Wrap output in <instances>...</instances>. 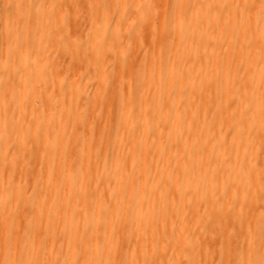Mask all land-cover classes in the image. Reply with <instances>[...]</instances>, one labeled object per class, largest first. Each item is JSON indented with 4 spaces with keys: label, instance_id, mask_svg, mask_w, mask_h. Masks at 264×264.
<instances>
[{
    "label": "bare ground",
    "instance_id": "bare-ground-1",
    "mask_svg": "<svg viewBox=\"0 0 264 264\" xmlns=\"http://www.w3.org/2000/svg\"><path fill=\"white\" fill-rule=\"evenodd\" d=\"M50 4L3 21L0 264H264V0Z\"/></svg>",
    "mask_w": 264,
    "mask_h": 264
},
{
    "label": "rangeland",
    "instance_id": "rangeland-1",
    "mask_svg": "<svg viewBox=\"0 0 264 264\" xmlns=\"http://www.w3.org/2000/svg\"><path fill=\"white\" fill-rule=\"evenodd\" d=\"M150 2H154L155 0H148ZM13 3V4H12ZM17 3V5H16ZM51 3V0H0V22L1 25H0V47L2 46V38H1V35H2V32L4 30V27H5V24L4 22L5 21H8V24H10V26L12 27V29L14 30H18V28L20 29L19 31H27L26 28L28 29V31H32L31 29L34 27V22H35V19L34 17H36L37 15L39 16H42V15H45L44 17H46L48 20H51L52 19V13L49 11L51 8L50 7V4ZM28 4V5H27ZM99 4V8H102L104 6L103 2H98ZM20 5V6H19ZM79 7V12L80 14L82 13L84 15V12L86 10V7L87 6H83V5H80L78 6ZM161 7H163L162 5H159V8L157 10H159L160 12H162V9ZM29 9V10H28ZM39 9V10H38ZM45 9V10H44ZM37 10V12H36ZM43 10V12H45L46 14H44L43 12L41 11ZM46 10L48 12H46ZM19 11V12H18ZM40 11V12H39ZM43 13V14H42ZM30 14V15H29ZM171 18H165L166 19V23H168L169 25H171L170 27H173L175 26V15L172 17L170 16ZM128 17H126L127 19ZM4 21V22H3ZM12 21V23H11ZM10 22V23H9ZM18 22V23H16ZM21 22V23H20ZM29 22V23H28ZM116 23V16L115 14H109L108 15V18H107V21H106V26L109 27V29H112L113 26L115 25ZM28 24V25H27ZM82 25L78 28V30L75 32V37L80 40L81 36L82 35H85V34H88L90 32V27H88L89 25L87 24V22L83 19V22L81 23ZM138 24V20H135L133 21V25L136 27ZM15 25V26H14ZM31 25V26H29ZM17 26V28H16ZM30 28H29V27ZM22 27V28H21ZM68 28L72 29V24L69 23L68 24ZM22 29V30H21ZM142 35L145 36V33H142ZM166 37H165V40L166 41H173L175 39V31H174V28H169V30L166 32ZM127 44L130 46V48H132L135 43V41L133 40V38H127L126 40ZM31 46V49L34 50V45H30ZM29 46V47H30ZM132 51V50H131ZM141 54H143V51H137L135 52L133 55H136L137 57H140ZM172 55V54H171ZM167 55L166 59H165V65H168L171 63L172 61V58H173V55ZM184 56H182L181 58L183 59ZM4 59H5V55H4V52H2V50L0 49V70L4 67ZM10 72H6L5 73V78L9 77L10 75ZM6 75H8L6 77ZM137 78L136 80H139V84L140 86H138L136 89H135V92H146V93H156L157 90H155V88L153 87H150L148 85H144L145 83L141 82L143 81V77L145 76L143 71L142 72H139L137 74ZM139 78V79H138ZM51 78H47V81H46V87H48V85L50 83H48ZM116 79L115 78H112V75L110 73L109 77H108V81L106 84H108V88L111 89L113 88L114 84L116 83ZM86 83V80L85 79H79L77 82H76V85L77 87H79L80 89V92L79 93H82V88L83 86L85 85ZM236 83L238 84L239 83V79H236ZM89 93L86 94V95H82L81 97L84 99V100H88L89 102L91 101L92 97H93V89H94V83L92 82H89ZM68 86L66 85L65 86V89H64V96H67L68 95ZM178 87V84L177 83H173L172 85L168 86V87H164L165 89H170L171 91H175L176 88ZM17 88L15 87V84L11 87H8L4 90V96L8 97L10 96L11 94H15L17 91ZM87 96V99L85 98ZM137 111L140 109L139 105H135ZM86 119L85 120H89V121H92V122H95L96 119L95 117H91V116H86L85 117ZM113 130V133L112 135L114 137H117L118 136V129L119 127L116 125L115 127L112 128ZM104 133V132H103ZM69 137H73L72 135H69ZM60 144V143H59ZM67 143H62V145H66ZM82 145V144H81ZM33 167H35V162H33ZM122 170H125V168H122ZM7 169L4 170L3 174L6 175L7 173ZM138 188V187H137ZM90 206L87 205V208H89ZM91 213H94L93 210H91ZM122 246V243L121 242H118L116 243V245L112 246V248L115 250V253L117 254L118 256V259H119V262L120 263H124L125 260H126V254H125V251H123L122 249H120ZM39 253V250L34 248L32 250V256H35V254H38Z\"/></svg>",
    "mask_w": 264,
    "mask_h": 264
}]
</instances>
